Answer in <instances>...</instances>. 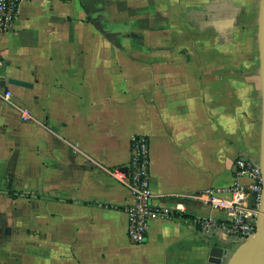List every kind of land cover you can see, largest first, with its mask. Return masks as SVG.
<instances>
[{"label":"crops","instance_id":"crops-1","mask_svg":"<svg viewBox=\"0 0 264 264\" xmlns=\"http://www.w3.org/2000/svg\"><path fill=\"white\" fill-rule=\"evenodd\" d=\"M259 7L22 0L0 33V264H227L241 242L186 218L227 219L198 196L253 182L235 161L260 155ZM137 135L152 204L176 216L153 218L143 243L115 174Z\"/></svg>","mask_w":264,"mask_h":264},{"label":"built area","instance_id":"built-area-1","mask_svg":"<svg viewBox=\"0 0 264 264\" xmlns=\"http://www.w3.org/2000/svg\"><path fill=\"white\" fill-rule=\"evenodd\" d=\"M22 0H0V33H6L13 28L19 14ZM1 65V61H0ZM23 117L29 119L27 109L23 110ZM235 165L238 172L247 174L253 179L251 185L244 186L239 183L230 189L231 199H222L217 195L219 189H209L198 197L207 200L216 208L228 210L227 219L216 217L186 218L206 232L223 229L236 237L241 243L256 230L258 204L262 189V177L259 163L252 159L240 156ZM128 172L116 171V176L128 188L132 202L127 205L128 237L133 243H143L147 238L149 222L156 217L174 219V210L156 208L152 204L153 192L150 185V144L145 135H137L132 139L131 159ZM255 198V206H250L247 196ZM183 206L178 204L175 212H181Z\"/></svg>","mask_w":264,"mask_h":264},{"label":"water","instance_id":"water-1","mask_svg":"<svg viewBox=\"0 0 264 264\" xmlns=\"http://www.w3.org/2000/svg\"><path fill=\"white\" fill-rule=\"evenodd\" d=\"M258 24L259 76L262 91V126L258 163L261 169L262 189L258 204L256 230L239 245L227 264H264V0H260Z\"/></svg>","mask_w":264,"mask_h":264},{"label":"rangeland","instance_id":"rangeland-1","mask_svg":"<svg viewBox=\"0 0 264 264\" xmlns=\"http://www.w3.org/2000/svg\"><path fill=\"white\" fill-rule=\"evenodd\" d=\"M256 162H259V159H258V160H256Z\"/></svg>","mask_w":264,"mask_h":264}]
</instances>
